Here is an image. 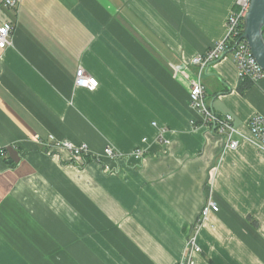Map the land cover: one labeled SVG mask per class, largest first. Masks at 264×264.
Listing matches in <instances>:
<instances>
[{"label": "crops", "instance_id": "crops-1", "mask_svg": "<svg viewBox=\"0 0 264 264\" xmlns=\"http://www.w3.org/2000/svg\"><path fill=\"white\" fill-rule=\"evenodd\" d=\"M235 1L0 0L14 24L0 48V264H264V150L248 126L264 78L243 80L232 54L204 72L209 106L241 132L224 150L181 74L226 38ZM80 68L96 88L75 85ZM62 140L129 157L76 163ZM210 197L219 211L196 229Z\"/></svg>", "mask_w": 264, "mask_h": 264}, {"label": "built area", "instance_id": "built-area-1", "mask_svg": "<svg viewBox=\"0 0 264 264\" xmlns=\"http://www.w3.org/2000/svg\"><path fill=\"white\" fill-rule=\"evenodd\" d=\"M4 6L14 8L16 0H5ZM251 6V0H236L233 10L227 19V36L223 40L214 42L210 48L203 53L192 56L189 64L197 67L196 73H191L188 70H182L181 74L189 86L190 105L197 110L201 116L202 124L207 127L212 133L220 136L224 141V150H235L239 147L240 141L236 138L241 132L235 124V117L231 113L218 115L207 102V89L203 79L204 72L213 63L232 54L235 63L238 66L240 77L243 80L259 82L264 78V69L254 57L248 41L243 37L245 29V17ZM14 24L10 20H0V48L5 49L11 43ZM98 80L85 72L83 68L77 70L75 85L85 88H96ZM251 133L259 142L261 149L264 150V117L261 115L253 116L248 122ZM52 142V141H51ZM54 143V142H52ZM51 144H49L50 146ZM55 146V145H54ZM53 147V144L52 146ZM56 147L68 150L72 159L83 162L85 156H91L94 160L100 162L103 158L121 159L129 156L118 152L111 145H108L104 152L97 154L93 152L85 144H75L70 140H62L56 142ZM4 154V150H0ZM142 150L133 152V156L141 158ZM105 167L112 170L109 166ZM219 205L213 199L209 198L202 208L199 216V221L195 224L197 229L201 223L212 212H218ZM188 245L192 250H199L195 237L188 239ZM179 264H195L193 256L189 254L184 257Z\"/></svg>", "mask_w": 264, "mask_h": 264}, {"label": "water", "instance_id": "water-1", "mask_svg": "<svg viewBox=\"0 0 264 264\" xmlns=\"http://www.w3.org/2000/svg\"><path fill=\"white\" fill-rule=\"evenodd\" d=\"M243 37L248 41L257 62L264 69V0H251L245 17Z\"/></svg>", "mask_w": 264, "mask_h": 264}, {"label": "trees", "instance_id": "trees-1", "mask_svg": "<svg viewBox=\"0 0 264 264\" xmlns=\"http://www.w3.org/2000/svg\"><path fill=\"white\" fill-rule=\"evenodd\" d=\"M240 90H241V91L243 90V88H242V84H241ZM85 159H86L87 162H89V161H96V160H94L91 156H85ZM99 163L102 164L103 161L101 160ZM103 166H105V165H103ZM207 259L209 260V262H210L211 264H215L210 258L207 257Z\"/></svg>", "mask_w": 264, "mask_h": 264}, {"label": "rangeland", "instance_id": "rangeland-1", "mask_svg": "<svg viewBox=\"0 0 264 264\" xmlns=\"http://www.w3.org/2000/svg\"><path fill=\"white\" fill-rule=\"evenodd\" d=\"M74 160V159H73ZM74 162H76V163H84V162H86V159H84V161L83 162H78V161H76V160H74ZM113 170V169H112ZM112 170H110V171H112Z\"/></svg>", "mask_w": 264, "mask_h": 264}]
</instances>
